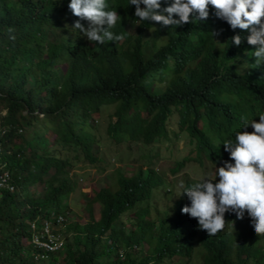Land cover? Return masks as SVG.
Returning a JSON list of instances; mask_svg holds the SVG:
<instances>
[{"label":"trees","instance_id":"1","mask_svg":"<svg viewBox=\"0 0 264 264\" xmlns=\"http://www.w3.org/2000/svg\"><path fill=\"white\" fill-rule=\"evenodd\" d=\"M57 10L48 0H0V107L7 108L4 123L11 126L0 129V163L15 179L12 190L0 189V264H147L176 255L190 259L195 242L200 264H264V235L249 230L246 215L238 219L232 233L222 230L208 236L191 224L165 227L159 224L161 218L152 215L151 207H140L135 229L128 228L130 232L122 237L127 247L145 240L148 249L140 254L120 255L107 241H94L101 227L117 216L110 209L101 211L98 220L75 225L64 236L62 248L57 247L53 230L28 229L42 207L49 208L52 200V208L60 210L62 200L73 191L54 175L45 181L43 197L27 190L31 182L41 179L39 170L49 161V145L54 140L70 143L96 161L99 139L89 118L93 113L98 116L104 106L112 107L107 134L117 140L150 129L166 130L173 116L189 133L209 138L214 133L212 125L240 129L242 117L248 120L264 108L263 64L230 54L222 60L223 74L217 75L202 63L203 51L194 44L184 45L167 29L150 31L145 23H133L136 17L125 10L118 11L122 21L115 31L130 32L127 48L111 61L90 54L87 63L66 67L61 80L55 72L64 59L53 42L41 40L43 25L37 22L57 15ZM9 27L14 29L11 34ZM20 124L30 127L29 137L17 132ZM126 179L121 178L117 191L101 190L105 201L117 210ZM139 191L135 184L126 185L130 196ZM22 204L27 207L20 212ZM171 208L180 215L179 203ZM34 236L47 246L38 244ZM22 237L27 238L26 244Z\"/></svg>","mask_w":264,"mask_h":264},{"label":"clouds","instance_id":"2","mask_svg":"<svg viewBox=\"0 0 264 264\" xmlns=\"http://www.w3.org/2000/svg\"><path fill=\"white\" fill-rule=\"evenodd\" d=\"M48 2L57 6V15L49 14L44 18H38L37 22L43 25L41 40L47 38L49 42H53L64 59L57 67L62 76L66 67L87 63L90 54L97 53L104 61H111L127 48L129 40H126V35L130 32L115 31L116 26L122 21L118 13L120 10L135 16L136 20L133 23L147 24L150 31L162 32L167 29L169 34L179 38L184 45L194 44L203 51L202 63L214 68L217 75L223 74L222 60L230 54L249 61L256 60L255 65L263 64L264 67V0H48ZM221 29L224 31L222 34L219 33ZM7 31L11 34L14 29L9 27ZM9 38L15 40L14 35H10ZM209 53L212 56H209ZM23 113H26V110ZM36 113L39 116L43 115ZM6 114L7 108L0 107V126L7 125L4 123ZM242 119L244 124L240 129L226 124L224 127L212 125L214 133L209 138L193 135L178 123L179 132L192 144L190 152L180 159H175L166 172L154 166L153 158L158 156V152L150 154V151L141 154L145 160L131 174L126 175L119 171L117 186L120 185L122 177L127 179L122 185L123 192L118 194L120 202L118 210L110 206L101 193L102 189L117 191V186L115 189L102 187L90 193V186L80 183L85 176L84 167L90 165L96 170L97 160L92 161L70 143L57 144L54 140L48 148L49 161L44 169L39 170L42 172L41 179L31 182L27 190L31 191L32 185H36L40 190L35 194L43 197L46 191L45 181L54 175L66 186L73 188V191L62 200L60 210L52 208L54 204L52 200L49 208L42 207L28 229L33 231L43 227L46 232L53 230L55 233L52 236L58 239L57 247L62 248L64 236L69 234L75 225L84 226L94 218L98 220L101 211L110 209L114 210L117 216L111 220L109 226L101 227L97 234L98 238L94 241L102 244L107 241V244H111L120 255L125 252L146 253L148 244L145 240L131 247L130 242L127 247L122 237L130 232L125 226L126 221L135 229L133 221L139 208L148 206L151 207L153 216L161 218L159 224L171 229H180L191 224L197 232L205 231L208 236H214L222 230L236 228L238 219L242 220L246 215L249 230L254 229L257 235H264V108L248 120L243 117ZM24 126L28 125L20 124L16 128L19 134H22ZM7 128L11 129V126L7 125ZM107 136L115 142L133 141L138 148L152 146L168 138L167 127L166 130L150 129L127 140H117L108 134ZM70 153H74L73 156ZM79 158L83 159V164L76 168L75 164ZM205 161L212 166L211 171H206ZM190 163L203 169L202 178H194L185 170ZM4 165L0 163V189L12 190L15 179L10 170L3 169ZM129 183L140 188V191L135 193L138 199L126 194V185ZM176 185L180 186L178 193H174L173 188ZM77 193L86 199L84 208L89 213V218L82 223L72 220L73 216H67L68 208H72V198ZM155 196L168 200L169 203L159 208ZM94 203L99 206L96 217L92 214ZM176 203H179L180 215L175 214L171 208ZM160 209L166 212L159 213ZM34 240L47 246L36 236ZM26 241L27 238L24 244ZM196 245L197 242L194 243V249ZM177 256L179 255L163 261L151 260L147 264H169L168 261Z\"/></svg>","mask_w":264,"mask_h":264},{"label":"rangeland","instance_id":"3","mask_svg":"<svg viewBox=\"0 0 264 264\" xmlns=\"http://www.w3.org/2000/svg\"><path fill=\"white\" fill-rule=\"evenodd\" d=\"M128 28H132L129 26ZM56 75L59 79H62V72L58 70ZM159 87L164 89V85L160 84ZM5 110H3L4 112ZM112 112V107L106 106L103 108L101 114L97 116L94 114L91 118V123L93 122L94 135H98L99 139V149H98V159L96 161V170L94 167L87 165L84 167L85 176L82 178L80 183H86L85 186H90V193L95 192L97 189L102 187H108L115 189L118 182V172L122 171L126 175L131 174V172L141 163L144 162V158L141 156L142 153L150 151V154L158 152V156L153 158V164L160 171L166 172L173 165L175 159L182 158L185 154L190 152L192 144L188 141V138L181 132H179L178 122L176 117H170L167 121V135L168 138L163 142H156L152 146H146L144 148H138L135 142H115L109 138L106 134V128L109 120V114ZM112 122L116 120L114 116ZM30 127L24 126L22 135L29 137ZM53 142V141H52ZM51 142V143H52ZM50 146V145H49ZM96 149L97 146L94 145ZM74 153H70L73 156ZM76 159V158H75ZM206 162V171H211L212 166ZM83 164V159H77L75 167L78 168ZM187 170L192 177L202 178L204 176V171L202 168L198 167L194 163H190ZM179 185L174 186V193H178ZM37 190H40V187L37 188L36 185H32L31 191L37 193ZM22 194V192H21ZM21 198V197H20ZM86 199L83 195L77 193L72 198L71 209L68 208L67 216L72 217V220H76L78 223L89 218L88 211L84 208V203ZM155 202L159 208L167 206L169 203L168 200H164L158 196H155ZM28 205V204H27ZM27 207V206H26ZM25 205L22 204L19 211H24L26 209ZM166 211L160 209L159 213H165ZM99 206L97 203H94L92 206V214L94 217L98 216ZM159 215V214H158ZM126 228H131L132 225L129 221L125 223ZM229 233H232V230H228ZM22 243H25V238L21 239ZM122 243V241H120ZM145 244V242H143ZM123 249V247L121 248ZM169 264H200L198 248L192 252V256L188 259V256H177L168 261Z\"/></svg>","mask_w":264,"mask_h":264},{"label":"built area","instance_id":"4","mask_svg":"<svg viewBox=\"0 0 264 264\" xmlns=\"http://www.w3.org/2000/svg\"><path fill=\"white\" fill-rule=\"evenodd\" d=\"M3 128L2 126H0V129Z\"/></svg>","mask_w":264,"mask_h":264}]
</instances>
